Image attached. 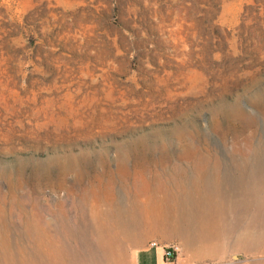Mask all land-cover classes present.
I'll use <instances>...</instances> for the list:
<instances>
[{"label": "rangeland", "instance_id": "1", "mask_svg": "<svg viewBox=\"0 0 264 264\" xmlns=\"http://www.w3.org/2000/svg\"><path fill=\"white\" fill-rule=\"evenodd\" d=\"M153 241L264 264V0H0V264Z\"/></svg>", "mask_w": 264, "mask_h": 264}, {"label": "built area", "instance_id": "2", "mask_svg": "<svg viewBox=\"0 0 264 264\" xmlns=\"http://www.w3.org/2000/svg\"><path fill=\"white\" fill-rule=\"evenodd\" d=\"M151 248L159 249L162 252V258L167 264H174L179 254V245L177 243H160L153 241L150 243Z\"/></svg>", "mask_w": 264, "mask_h": 264}, {"label": "crops", "instance_id": "3", "mask_svg": "<svg viewBox=\"0 0 264 264\" xmlns=\"http://www.w3.org/2000/svg\"><path fill=\"white\" fill-rule=\"evenodd\" d=\"M147 264H167L162 258V252L159 249L149 248L147 251Z\"/></svg>", "mask_w": 264, "mask_h": 264}, {"label": "bare ground", "instance_id": "4", "mask_svg": "<svg viewBox=\"0 0 264 264\" xmlns=\"http://www.w3.org/2000/svg\"><path fill=\"white\" fill-rule=\"evenodd\" d=\"M136 215V214H135ZM139 215V214H138ZM143 215V214H142ZM155 215V214H154ZM141 217V216H140ZM152 217V216H151ZM137 218V217H136ZM142 218V217H141ZM144 218V217H143ZM153 218V217H152ZM132 219V218H131ZM148 218H146V220H147ZM137 220V219H136ZM139 220V219H138ZM141 220V219H140ZM142 221V220H141ZM147 223V222H146Z\"/></svg>", "mask_w": 264, "mask_h": 264}]
</instances>
